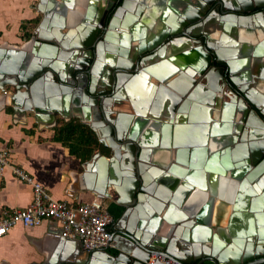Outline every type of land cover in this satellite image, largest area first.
I'll return each mask as SVG.
<instances>
[{"label": "water", "instance_id": "1", "mask_svg": "<svg viewBox=\"0 0 264 264\" xmlns=\"http://www.w3.org/2000/svg\"><path fill=\"white\" fill-rule=\"evenodd\" d=\"M119 1L37 0L41 18L30 39L11 51L0 47V110L13 120L32 116L40 127L56 128L58 115L88 125L102 146L87 163V178L99 179L90 189L110 201L118 196L124 207L111 228L119 254L109 246L73 263L148 264L159 252L181 264H264V69L255 72L264 62V0H188L175 16L168 0ZM250 37L260 43L247 46ZM160 60L193 73L184 85L170 84L173 74L152 70ZM151 77L159 86L150 90L158 93L150 110L137 93ZM204 97L216 116L223 101L221 124H195L202 109L190 112ZM176 116L187 145L174 140ZM223 143L222 152L208 148ZM96 159L101 167L93 171ZM218 170L220 179L211 173ZM133 210L145 221L125 227ZM214 229L223 242L215 236L198 258L179 251V238L196 247ZM61 240L62 247L80 242Z\"/></svg>", "mask_w": 264, "mask_h": 264}, {"label": "crops", "instance_id": "2", "mask_svg": "<svg viewBox=\"0 0 264 264\" xmlns=\"http://www.w3.org/2000/svg\"><path fill=\"white\" fill-rule=\"evenodd\" d=\"M77 2L78 0H75V4ZM36 3L37 0H0V47L5 45L7 50L11 51L10 46H23L30 39L34 30V23H38V19L41 18L37 16ZM166 5L167 9L172 7L170 15L175 16V11L190 8L189 6L192 4L188 0H168ZM8 8L17 11V14L15 16H5L4 12ZM229 39L227 38L228 45L231 43V39ZM258 43H260V38L255 40L250 37L246 41L247 46H255ZM238 58H240V62H243L240 73H248L243 55L241 54ZM162 62L164 64L160 68L161 72L172 71L177 68V65L169 60H160L157 65ZM186 68L185 72L180 70L178 75L182 73L188 76L193 72L189 65ZM154 84L158 85L157 82L151 79V82L147 84L149 87L137 93L139 101L144 102V104L150 100V110L158 100L157 91L153 95L150 91ZM202 99H206V97ZM127 100L130 102L129 99ZM203 105L208 106V100L204 101ZM216 112L217 116L209 114V117L211 120H218L221 124V118L224 114L223 107L220 105L218 109L216 108ZM204 116L205 111L199 110L198 117L202 118ZM57 118L58 125L56 128L47 125L40 127L35 123L32 116H29L26 120H13L10 110H0V150L9 149L12 162L33 176L54 199L67 201L73 205L97 203L103 209L111 212L114 221L120 219L124 207L115 203L119 199L118 196L114 195V198L110 201L105 197L99 198L96 192L90 189L95 187L99 180L98 178H87V173L89 174L87 163L91 160L93 154L89 159L83 161L72 155L70 150L62 143L54 140L57 128L76 120L80 123L81 121L71 116L64 119L58 115ZM173 133L176 145H187L189 138L186 137L188 134L186 126L181 127V129L174 128ZM219 151L222 152L223 149ZM190 161L192 160H187V162ZM100 162L98 159L93 163L91 162L93 171L101 167ZM218 172L220 170L212 171L220 179L221 173ZM90 173L97 175L92 171ZM159 187L160 184H157V192L160 189ZM172 196L174 197V194ZM32 199V187L19 181L11 169L4 170L3 177L0 179V212L25 208L32 202ZM142 221L145 220L140 218L139 213L133 210L125 218L123 224L125 227H129L134 222L141 223ZM152 221L156 223L157 220L153 219ZM60 233V224L52 220L45 221L42 225L34 228H27L23 225L16 226L5 236L0 237V264H74L73 261L76 260L82 263L86 262L87 259L80 261L82 255L86 257L88 255L81 243L75 242V246L67 247L66 245V247H62L60 242L63 237ZM202 235L205 238L210 236L211 240L207 243H200L196 247L194 244L187 245L188 243L183 241L184 239L179 238V251L194 260L204 254L203 248H206V245L213 247L216 242L215 236H217V242H223L215 229L211 231L210 235L207 231ZM108 252L115 256L119 254L115 243L108 248ZM107 261L109 264H114L112 260ZM104 264H106L105 261ZM118 264H127V262L120 261Z\"/></svg>", "mask_w": 264, "mask_h": 264}, {"label": "built area", "instance_id": "3", "mask_svg": "<svg viewBox=\"0 0 264 264\" xmlns=\"http://www.w3.org/2000/svg\"><path fill=\"white\" fill-rule=\"evenodd\" d=\"M6 169H11L19 181L32 187L33 199L25 208L0 212V237L5 236L18 225L34 228L52 220L60 224L63 238L79 239L87 252L111 246V228L114 219L107 209H103L97 203L73 205L67 201L54 199L33 176L12 162L9 149L0 150V179ZM157 262L181 264L159 252H154L148 264Z\"/></svg>", "mask_w": 264, "mask_h": 264}, {"label": "trees", "instance_id": "4", "mask_svg": "<svg viewBox=\"0 0 264 264\" xmlns=\"http://www.w3.org/2000/svg\"><path fill=\"white\" fill-rule=\"evenodd\" d=\"M54 140L62 143L72 155L83 161L89 159L97 148L102 147L94 131L78 120L57 128Z\"/></svg>", "mask_w": 264, "mask_h": 264}, {"label": "bare ground", "instance_id": "5", "mask_svg": "<svg viewBox=\"0 0 264 264\" xmlns=\"http://www.w3.org/2000/svg\"><path fill=\"white\" fill-rule=\"evenodd\" d=\"M120 29L122 30V27H120ZM115 31V34H117V35H120L121 33H119V32H121V31H116V30H114ZM122 35V34H121ZM111 49H113V47L111 48ZM109 51H111V50H109ZM112 55V54H111ZM172 65V64H171ZM160 68L161 67H153L152 68V70L154 71V73L157 75V76H160V74H161V70H160ZM193 73V72H192ZM164 74H166V75H172L171 77H170V79L168 80V83H170V84H176V85H184L185 83H186V80L183 78L184 77V74H180V75H178L179 74V72H176V69H173L172 71H170V70H167V71H165V73L163 72L161 75H164ZM187 76V75H186ZM161 78H162V76H160ZM151 79H153V81H155V82H157L153 77H151ZM157 84H158V86H159V83L157 82ZM165 87H167V85H165ZM168 88V87H167ZM223 96H225V92L223 93V94H217V97H223ZM207 99V98H206ZM206 99H202V100H199V101H195V104H196V107L194 108V109H191V112H190V114H195V112L198 110V109H202V110H204L205 111V116L204 117H202V118H195V121H196V124H198V125H201V126H204V124L206 125L207 124V121L208 120H210V117H209V112L208 111H210L211 110V104H209V101H211V100H209L208 101V106H205V105H203V103H204V101H207ZM213 102H214V104L215 103H217V99H214L213 100ZM198 107V108H197ZM216 108V107H215ZM214 115V114H213ZM216 116V115H215ZM178 120V117L176 116L175 117V119L173 120L174 121V125H176L177 126V128L178 129H181V127H183L184 128V126L185 125H180L179 124V122L177 121ZM216 121V120H215ZM205 122V123H204ZM214 122V121H213ZM210 124V123H209ZM208 125V124H207ZM172 126V125H171ZM187 128V127H186ZM187 144H189L188 142H187ZM191 163H192V161H190ZM210 169H213L214 167L213 166H210L209 167ZM212 173V172H211ZM210 173V174H211ZM223 179H225L224 177H222V180ZM229 181H231V180H229ZM155 182V181H154Z\"/></svg>", "mask_w": 264, "mask_h": 264}, {"label": "flooded vegetation", "instance_id": "6", "mask_svg": "<svg viewBox=\"0 0 264 264\" xmlns=\"http://www.w3.org/2000/svg\"><path fill=\"white\" fill-rule=\"evenodd\" d=\"M122 1L123 0H120L119 2V5H121L122 4ZM119 5H118V7H119ZM180 11V10H179ZM212 22H214V24H216V23H218V21H220L219 20V16L218 15H216V14H213L212 15ZM210 18V19H211ZM171 60V59H170ZM263 65V66H262ZM262 67V68H261ZM264 69V64L263 63H261L260 64V69L259 70H257L256 69V71L255 72H257V75H259V74H261L262 73V70ZM241 72V69L238 71V77L239 78H241L242 80H244L245 78H247L248 76L244 73V74H241L240 73ZM245 78H244V77ZM254 73H253V71L251 70V76H249L250 78H251V80L254 78ZM248 79V78H247ZM247 81V80H246ZM125 103H128V100L126 99L125 101H124ZM221 106H223V101L221 102ZM247 139H249V135H247V137H246ZM249 141V140H248ZM229 145V144H228ZM209 149H211V150H214V151H216V150H224V148H225V146H224V143H223V145H219V144H213V146H212V148L211 147H208ZM210 151V150H209ZM216 152H218V151H216ZM211 153V151L209 152V154ZM212 154V153H211ZM221 169H222V167H221ZM254 169V168H253ZM252 169V170H253ZM221 173V172H220Z\"/></svg>", "mask_w": 264, "mask_h": 264}, {"label": "rangeland", "instance_id": "7", "mask_svg": "<svg viewBox=\"0 0 264 264\" xmlns=\"http://www.w3.org/2000/svg\"><path fill=\"white\" fill-rule=\"evenodd\" d=\"M4 13H5V16H8V15H14L15 16L17 14V11H13L12 9L8 8V10L6 12H4ZM0 15H1V12H0ZM14 22H15V20H14ZM38 23H39V21H38ZM38 23L37 22L34 23L35 25H34V28L33 29L36 28V26L38 25Z\"/></svg>", "mask_w": 264, "mask_h": 264}]
</instances>
